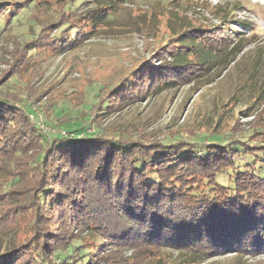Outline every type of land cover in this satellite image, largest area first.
I'll use <instances>...</instances> for the list:
<instances>
[{
  "label": "trees",
  "instance_id": "trees-1",
  "mask_svg": "<svg viewBox=\"0 0 264 264\" xmlns=\"http://www.w3.org/2000/svg\"><path fill=\"white\" fill-rule=\"evenodd\" d=\"M93 1L96 7L86 14L96 29L117 0ZM19 4L1 1L0 17ZM51 26L46 43L52 44L40 41L50 33L40 29L30 50L41 44L62 54L88 39L77 23ZM215 28L221 30L199 38L200 29L177 34L172 47L156 53L158 63L134 69L106 100L98 94L87 114H78L76 128L68 125L63 133H40L29 119L27 97L0 96V173L9 178L1 184L0 201L8 207L0 233L12 239L0 249V264H145L162 249L196 254L200 262L229 252H264V140L253 144L229 130L207 143L86 132L92 124L84 119L94 106L113 113L163 84L180 86L222 65L219 73L226 70L242 49L237 40H222L223 29L215 37ZM253 133L264 135V127ZM240 155L248 162L240 163Z\"/></svg>",
  "mask_w": 264,
  "mask_h": 264
},
{
  "label": "rangeland",
  "instance_id": "rangeland-1",
  "mask_svg": "<svg viewBox=\"0 0 264 264\" xmlns=\"http://www.w3.org/2000/svg\"><path fill=\"white\" fill-rule=\"evenodd\" d=\"M1 1L20 4L13 14L0 17V96L27 97L29 119L43 135L63 133L68 125L73 129L79 113L87 114L100 97L106 100L112 88L128 83L134 69L146 62L158 63L156 53L172 47L180 32L200 29L199 38L202 32L221 27L214 29L215 37L223 29L227 33H222V40H237L242 49L221 74L223 65L180 86L163 84L157 93L113 113L94 106L84 119L92 124L86 132L119 131L152 140L207 143L229 130L253 144L264 140V135L253 133L257 125L264 127V0H117L96 29L86 14L96 7L93 0H83L81 5L80 0L67 4L29 0L28 8H20L26 0ZM60 20L80 25L79 31L88 39L83 36L77 48L62 54L41 44L30 50L37 44L33 37L39 30L50 32L40 39L46 43L54 28L50 25ZM236 20L243 21L244 27L238 28ZM240 156L238 161L245 163ZM8 179L0 173V191ZM7 207L6 201H0V215ZM11 240L10 233H0V249ZM144 263L264 264V252H229L200 262L196 254L162 249Z\"/></svg>",
  "mask_w": 264,
  "mask_h": 264
}]
</instances>
